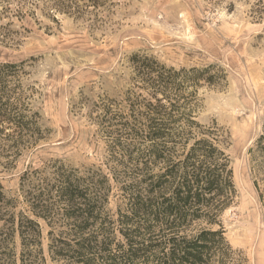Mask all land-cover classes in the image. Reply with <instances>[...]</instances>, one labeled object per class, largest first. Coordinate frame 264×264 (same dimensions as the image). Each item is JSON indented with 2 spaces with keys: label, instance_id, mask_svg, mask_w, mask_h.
<instances>
[{
  "label": "trees",
  "instance_id": "trees-1",
  "mask_svg": "<svg viewBox=\"0 0 264 264\" xmlns=\"http://www.w3.org/2000/svg\"><path fill=\"white\" fill-rule=\"evenodd\" d=\"M52 2L56 11L82 14L79 0ZM10 3L0 0V18L12 11ZM130 62L134 82L124 100L95 104L109 140L105 168L61 159L29 165L16 196L7 195L0 179V264L45 262L40 220L59 264H245L223 228H213L237 192L221 129L201 125L195 115L198 87L212 83L213 66L178 69L141 52ZM26 63L0 62V166L6 169L48 131L23 83ZM250 153L264 170V122ZM112 181L123 202L116 212L108 207Z\"/></svg>",
  "mask_w": 264,
  "mask_h": 264
},
{
  "label": "rangeland",
  "instance_id": "rangeland-1",
  "mask_svg": "<svg viewBox=\"0 0 264 264\" xmlns=\"http://www.w3.org/2000/svg\"><path fill=\"white\" fill-rule=\"evenodd\" d=\"M103 1L94 8L79 0L77 16L52 9V0H11L12 11L0 18V62L27 61L23 83L48 130L14 167L0 166L7 195L16 196L29 165L61 159L105 168L109 140L95 104L124 100L134 82L133 53L178 69L212 65L207 75L214 79L201 81L195 115L201 125L221 129L237 191L213 228H223L245 264H264V170L250 153L263 133L264 0ZM112 185L108 207L116 212L123 202ZM40 221L43 264H59L48 250L49 228ZM15 244L19 252L18 234Z\"/></svg>",
  "mask_w": 264,
  "mask_h": 264
}]
</instances>
